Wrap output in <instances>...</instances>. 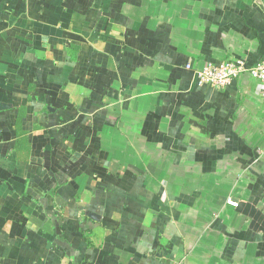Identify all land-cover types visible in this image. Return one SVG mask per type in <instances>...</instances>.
I'll list each match as a JSON object with an SVG mask.
<instances>
[{"label": "crops", "instance_id": "obj_1", "mask_svg": "<svg viewBox=\"0 0 264 264\" xmlns=\"http://www.w3.org/2000/svg\"><path fill=\"white\" fill-rule=\"evenodd\" d=\"M264 0H0V264H264ZM231 202V203H230Z\"/></svg>", "mask_w": 264, "mask_h": 264}, {"label": "built area", "instance_id": "obj_2", "mask_svg": "<svg viewBox=\"0 0 264 264\" xmlns=\"http://www.w3.org/2000/svg\"><path fill=\"white\" fill-rule=\"evenodd\" d=\"M241 74H248L259 84L260 96L264 99V60L251 66L242 59L228 60L218 64L209 63L194 73L197 85L215 89H223Z\"/></svg>", "mask_w": 264, "mask_h": 264}]
</instances>
